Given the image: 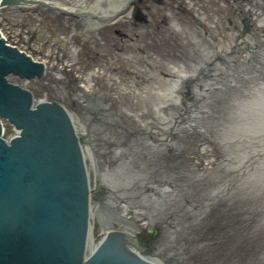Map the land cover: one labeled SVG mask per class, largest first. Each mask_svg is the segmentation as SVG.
Here are the masks:
<instances>
[{"label":"rangeland","instance_id":"1","mask_svg":"<svg viewBox=\"0 0 264 264\" xmlns=\"http://www.w3.org/2000/svg\"><path fill=\"white\" fill-rule=\"evenodd\" d=\"M237 1L238 0H236L235 3L233 2V0H183L185 5H187L185 6L186 8L193 5L196 6L195 2H198L200 7L202 8L201 11H203L205 15H210L212 21L209 23L203 21L204 14H202L200 10H198L200 17L196 18V20H193L189 18L188 15H183L182 13H180V10L177 8L176 4V10L178 11V15L180 16V18H173V15L169 14L170 11L166 13L164 12L165 15H168L167 17L169 18L170 26L169 32L161 34L154 30V25H159V19L161 15H163V13L160 11L161 5L153 4V8L150 11V16L148 18V23H143L141 25L139 24L137 27L127 26L126 28H122V24L128 25L127 21H132L131 15L118 21V27L120 29L122 28L121 32H124L125 34L128 33L125 37H123V39L122 35L113 32L114 25L112 23L105 25H98L95 23L98 26V29L94 30L90 28L92 22L86 17L80 18L78 16L69 15L64 12H56L53 9H46L45 7L38 6V8L36 9L40 13L43 12V14L45 15L44 18H42L41 20L37 13H29L28 21L31 23V26H33L40 20L42 25L44 24L46 27L43 33L49 30L54 34L52 41L50 43L44 44V49L48 53L54 55L56 58L54 61H52L53 65L47 70V72L40 79H35V81H37L41 85L43 98H48V100H55L59 96V94H66L62 86H65V88H70L73 86L72 82L68 80L69 78L73 77L74 75L82 77L84 76V74L86 77H88L89 73L95 72V70L100 68H104L107 70V77L112 76L111 86H115L117 85V78L120 77L124 79V76L117 72L122 71V73L124 74L123 70H129L130 66L142 65L149 72L159 73L161 70H163V67L161 66L162 64H167L171 59H175L180 55L181 57L183 56V58H181L183 60H189L191 58H194L196 60V56H198L200 57L198 62H202L207 59L203 54V44L210 47L215 54V52L218 50L217 47H219L220 44V49L226 52L230 43L235 42V38L237 37L235 35L237 34V31L235 30L234 25L238 28H241V22L239 20L240 16L237 17L231 12L234 6L238 9ZM257 3L258 4L253 3L252 5H250L249 0L239 1L240 6L242 7L241 9H244L245 12H248L251 16L253 15V12L257 14L256 18L255 16H252L251 21L264 36V0H257ZM219 7L223 8L219 9ZM14 12L19 13V11L17 10H15ZM217 15L220 16V21L219 24L216 25ZM229 18L233 21L234 25L228 23ZM201 23H204L203 26L205 28L211 30V37L205 35L204 28L203 26H201ZM227 25L230 27V30L227 31L225 35L226 37H229L230 40H227L225 39V37H223L222 26L225 27ZM170 32L173 33L170 34ZM194 32L197 34L199 39L202 38L201 40H203V43L198 44L199 39L196 35L193 36ZM110 34L113 36L111 37ZM137 34H139L138 37H136ZM150 35H152L153 37H150ZM247 38H250V36H248ZM112 39L114 40V46L110 47ZM119 46L122 47V52L116 49V47ZM139 47L145 49V52L147 54L140 51L138 49ZM131 52L138 56L139 60L134 61V59L128 58L127 54ZM210 53L211 51L208 54L210 55ZM241 55L244 56V59L247 57L246 52H242ZM150 58H156L158 61L160 60V62L154 64L152 60H149ZM72 62H76V65H72V68L69 69L70 66L68 65H70ZM54 67H59L58 70L60 71H54ZM242 68L246 69L247 73H244V76H242L238 82H233V87L224 88L222 92H216L215 90H213L212 92L207 93L208 98H206L207 101L204 103V108L206 106L207 109H210L208 110V112L199 117L200 123L205 125L206 127H211L210 129L213 133L212 135H209L210 143H208L206 146L205 142L204 145L207 149H213V145L215 144V147H217L218 150L217 154L207 156V163L215 162L219 165L217 167L218 171L215 173V175L209 177L212 178V182L219 179L220 177L222 179H226L225 177H229L231 173H229L227 176L224 175L226 173V168H237L236 166L237 163L240 162V159L235 158V156H233V153L235 151L238 153L241 150L239 149L240 145H242V149H244V146L247 145V148L249 149V151H251L250 153L254 155V157L258 155V152H262V149L264 148V129L258 130L256 131V133L255 130H253V132L249 134L253 136L252 139H250L251 141L249 143L246 142L245 135L243 139H237L234 141L236 133L240 130L236 128L237 124L240 122L239 120H242L241 122H248L252 125H254L257 121H259L260 123L264 121V108L260 110L258 109L259 111H261V115H257L254 119L252 114L257 113V108H251V110H248L247 107L250 104H254L256 100H263L264 102V68H262L261 70L252 71V68H254L252 64H249L248 68L242 65ZM163 77V75L159 74L151 82H143L138 79V87H144L142 90L146 89V93L144 94L143 92H139L136 90V85L131 86V82L127 78L126 85L128 83V89L126 91L122 90L121 92H123V94L118 93L117 95L124 101L136 100L138 102V107L136 109L130 107L126 108V105L123 106L121 104V106L119 107V104H117L120 111H122V108L131 113L141 111V106L149 103L153 96L155 97L154 93L149 87L155 86L157 85V83L158 85L163 86ZM229 82L230 81H228V83ZM130 89L131 91H133L134 95L128 94V90ZM136 93L143 94V97L139 98L137 96L139 94ZM102 96H105L103 99H105L106 103H108L109 99L106 98V95ZM135 96H137L136 99H134ZM212 98H216L219 102H222L221 112L216 113L214 112L215 110L211 108L210 103ZM225 99L228 100L227 103L225 102ZM250 99L251 101H249ZM84 110V106L81 105L80 112ZM92 111L94 112L95 110ZM248 114L249 118L252 117L253 120L248 118ZM259 117H261V119H258ZM163 127L165 128V125H163ZM195 137L196 136L191 138V145L186 146V149L195 148L197 142ZM218 137L221 140V144ZM259 144L260 146L256 148V146ZM255 150L258 151L255 152ZM141 153H147L146 148H143ZM131 157L133 159L131 164H133L134 159H136L139 162V165L143 166L141 162L143 160H139V158L134 155H132ZM231 159H237V162L235 163ZM263 159V157H260L258 161L259 163H256L255 171L256 169H259V171L255 173V178H250L248 176L250 173L249 170L245 172L243 171L244 174L238 176V171L237 169H235L236 171H234V173L238 178L234 179L235 181L233 184V188L229 189V193L227 195L222 194L224 198L220 200V206L218 208H215L216 204H214L213 207L215 211H213L210 216L208 215L205 218L201 219L204 226L198 229L195 234H193V236L196 237L195 240L203 244L204 238L206 236L205 234L214 229V220H216L217 216L223 213V215H225V213H228L231 208L235 212H245V214L241 213V216L236 217L232 222L226 223L224 225V227L229 226L231 228L219 231L218 233H216V236H214V238H211L209 240V244H203L202 248L196 252V254L199 256V258L197 259L198 262L196 264H199L200 261H203L204 264H233L234 260L236 264H264V243L259 249L257 248L258 243L264 238V232L262 231V228L264 227V216H252V214L248 212L254 204L253 200H258L255 203L256 207L258 204H260V207L264 210ZM171 160L175 161V157H171ZM160 162L162 164V162L164 161L161 160ZM175 166H180L181 168L186 169L191 173L194 172V175H198L199 178H201L203 176V173H205L201 170L202 168H200V166H198L197 168L191 161L185 160V162H176ZM168 168L170 167H162L161 169L162 171H165ZM120 169L121 168H119L118 170ZM124 169L125 172H128L134 176L141 174L142 171L145 170V168L134 166L132 167L128 166L127 164ZM212 172L214 173V169L212 170ZM170 175L171 171H169L164 175V177H162L161 182L164 183L166 179H172ZM201 188L202 187H199V189ZM204 190L206 189L204 188ZM191 192L195 194V191ZM120 194L126 195V198L130 196V194L128 193ZM243 195L247 196L248 198H243ZM164 196L167 197L166 194H164ZM179 196L180 193H178L173 201L161 208L160 206H155V210L159 211L157 213V216H161L162 213H164L163 211H169L175 208ZM230 205L232 207L230 209H226ZM130 210V215L133 216L134 219L147 223L146 215L144 214L143 210L133 208H131ZM204 213L205 211L203 210L201 213L197 214V216L201 217L204 215ZM261 213L262 212L260 211L259 214ZM196 219H198V217ZM244 219L249 222L247 223ZM179 220L180 218L177 216L176 221L179 222ZM243 221V229H239L240 227L237 229V226H240ZM221 224H223V222L216 225L215 227ZM163 230L165 229L164 225L162 224V226L159 228L160 236L157 239V245L164 236V233H162ZM143 231V233L148 234L150 229L148 227H145ZM229 234L231 235L229 236ZM97 237H99L98 234ZM219 240H221V245L218 242ZM242 240L248 242L246 250L243 252H237V254L235 255L236 246L238 242ZM217 244L219 246H224V249L222 247L216 249V246L218 247Z\"/></svg>","mask_w":264,"mask_h":264},{"label":"bare ground","instance_id":"2","mask_svg":"<svg viewBox=\"0 0 264 264\" xmlns=\"http://www.w3.org/2000/svg\"><path fill=\"white\" fill-rule=\"evenodd\" d=\"M124 1L126 0H52L50 2H54L55 5L58 6L61 5L63 9H66L67 7L68 10L80 9V7L84 8L86 6L94 8L97 13L96 19L98 21L95 22L94 20L91 23L90 28L97 30L98 26L96 24L100 25L107 22L105 19L106 17H104L105 14L102 13H107V9L111 7V5L116 3L122 4ZM70 4L73 6H70ZM195 35L197 36L194 32L193 36ZM248 36H250V38H247ZM223 37L230 40L229 37ZM242 37L243 39L241 41V37H238V42L230 43L232 45L228 46L226 52L220 49L221 44L217 47L218 50L215 53H218L223 57L224 63L217 62L214 59V51L203 44V54L207 59L202 62H198L200 57L196 56L197 61L194 58L189 60L175 58L171 59L167 64H160L163 67L162 72L165 77L163 78L164 85L161 86L157 83V85L151 87L155 97L153 96L149 103L141 106V111L131 113L126 111V109L122 108V111H120L118 107L116 108L117 104H122L123 106L126 105V108L130 107L136 109L138 107V102L136 100L124 101L121 98H112L111 103L106 106L102 102L98 103L97 101L99 98H96V111L88 114L81 113V122L84 131L90 138L91 142L89 146L92 152L94 179L100 180L108 186V190L106 191L108 194L103 195L104 203L102 204L100 201L95 202V249L99 248L102 242L107 240L112 234H116L120 237L117 239L118 241L123 236H126L137 240L146 248V243L142 238V233L144 232L142 231L144 229L143 223L141 224L137 221H134L135 223H129L125 222L123 219V217L126 216V213L127 215L131 214L129 213V210L126 209L129 206L133 209H141L143 212L146 210L145 213L149 218L152 221H154V219L157 221V216L155 215H157L156 213L159 211L155 210V206H160L161 208L164 205L169 204L176 198L178 193H180V190H195L200 194L199 199L204 201V204L215 203L213 198L215 193L219 191L218 189L220 186L211 184L213 190L210 192L209 189L207 190L206 188V190H204L203 187L200 191L198 190L201 179L204 178L205 180L208 178V176L211 175V171L203 173V176L199 178L198 175H194V172L191 173L180 166H174L167 171V173L171 171L170 177H172V179H166L165 182L162 183V177L160 174L163 171L160 169L163 167V164H173L170 160L172 151H174L175 155H177L176 153H179L178 159H180L183 152L186 151L183 148L191 145L190 142L193 135L197 136L199 132L206 135L213 134L210 129L211 127L209 128L200 124L198 120L199 115L206 113L200 112L199 110L207 109L206 106L204 108V105H202V102L199 99V96H203V93L206 92H201L198 84L213 86L220 92H222L224 88L233 87L232 82H238L239 79L244 76V73H247L246 69H242V66L232 65V60L237 56L239 57L238 60L241 63L240 65H244L248 68L249 64H252L254 67L252 68L253 71L264 68V36L258 31L257 27H253L249 30V33H246ZM201 39L202 38L199 39L198 44L203 43V40ZM245 42H248L249 44L246 52L249 58L251 57L250 60L247 59V57L244 59V56L239 53L237 55L235 53L236 49L235 51L233 50L236 45H240L241 43H243L241 44V48L246 46L244 44ZM230 49H232V51H230ZM210 51L211 53L209 55L208 53ZM252 58H254V60ZM157 75L158 73L149 72L145 67H141L137 73L130 74V79L135 81L136 78H143L142 81L146 82L147 79H151ZM105 81L107 84L101 85L103 88L106 87L105 85L111 84V79H106ZM228 81L230 82L228 83ZM109 89L110 88L107 87L106 90ZM138 97L141 98L143 96L139 95ZM92 99L95 100V98ZM249 101H251V99ZM221 103L222 102H219L218 99L212 98L210 105L211 108L214 109L219 105L221 106ZM110 107L114 109L111 110ZM247 107L248 110H251V108H257V113L252 114L255 119L257 115H261V111L259 110L264 108V102L263 100H256L254 104H250ZM130 115L133 116V118H131ZM249 119L253 120L252 117ZM258 119H261V117ZM239 121L240 122L237 124L236 128L240 130L236 133L234 141L237 139H243L245 135L246 142L249 143L251 141L250 139L253 137L249 134L252 133L253 130H255L256 133V131L264 129V121L261 123L257 121L254 125L248 122H241L242 120ZM87 123L89 124L87 125ZM163 125H165V128ZM170 126H172V129L167 131ZM181 133H183V135H181ZM218 139L221 144L219 137ZM140 144H143V148H146L148 155L146 153L133 151L132 148L134 147L142 148ZM260 144L257 145L256 148L259 147ZM105 145L108 146L106 151H104L106 148ZM213 146L214 148L209 150L215 154V144ZM110 147H114L115 149L109 151L108 149H110ZM244 147L245 148L242 149V145H240L239 149L241 150L238 153L235 151L233 156L240 159L237 166L245 171L249 170L250 173L248 176L250 178H255V173L259 171V169H256L255 171L256 163H259L258 161L260 157L264 158V148L262 149V152H258V155L256 154L257 156L254 157V155L250 153L251 151L247 148V145ZM203 150L206 149L203 148ZM257 151L258 150H255V152ZM119 154L121 155L118 157ZM132 155L142 159L146 167V170L136 176L125 172L124 169L126 166L125 161L133 160L131 157ZM123 159L125 161H123ZM160 160H163L164 162L161 164ZM232 161L236 163L237 159ZM212 163L214 162H210L209 164ZM121 164L123 165L122 167L119 166ZM118 168L121 169L117 170ZM217 171L218 170H215V172ZM223 183L233 188V184L229 185L224 181ZM148 189L152 190V192L150 191L147 193ZM118 190L130 193L134 201H132L129 206L127 203L124 204L123 208H115V206H113L114 204L111 194H117L119 192ZM214 191L215 193L213 195ZM164 194H166L167 197H165ZM242 197L248 198L245 195ZM257 201L258 200H253L254 204L248 212L251 213L252 216H264V210L260 207V204H258L257 207L255 205ZM231 207L232 206L230 205L226 209H230ZM204 210L205 213L201 217L195 216V218L191 217L189 219L179 220L176 227L170 228L169 231L164 234L158 245L154 244L153 248L148 251L175 260L180 264H196L198 262L197 259L199 258L196 252L202 248L203 244H209V240L214 238L219 231L231 228L229 226L224 227L226 223L232 222L236 217L241 216V213L245 214V212H235L231 208L228 213H225V215H223V213L217 216L216 220H214V229L205 234L204 242L201 244L199 241L195 240L196 237H194L193 234L204 226L201 219L208 215L210 216L213 211H215L214 208H212V205L209 207L207 206ZM260 211L262 212L261 214H259ZM197 217L198 219H196ZM244 220L247 223L249 222L246 219ZM222 222L223 224L215 227ZM243 224L244 221L240 226H237V229L239 227V229H243ZM262 231L264 232V227L262 228ZM97 234L99 237H97ZM230 235L231 234H229V236ZM218 242L220 244L221 240ZM263 243L264 238L258 243L257 248L259 249ZM247 245L248 242L244 240L238 242L235 255L237 252L245 251ZM220 247L224 249V246L219 245L218 247L216 246V249ZM199 264H204V262L200 261ZM233 264H236L235 260L233 261Z\"/></svg>","mask_w":264,"mask_h":264},{"label":"water","instance_id":"3","mask_svg":"<svg viewBox=\"0 0 264 264\" xmlns=\"http://www.w3.org/2000/svg\"><path fill=\"white\" fill-rule=\"evenodd\" d=\"M16 1L0 0V5ZM41 72L39 63L0 34V117L18 132L7 140L0 121V264H180L145 250L135 239L118 241L116 234L94 248L90 146L81 147L62 106L34 101L30 90L43 98L40 83L27 81L30 89L9 80ZM55 100L74 112L67 94ZM79 110L74 121L85 132Z\"/></svg>","mask_w":264,"mask_h":264},{"label":"flooded vegetation","instance_id":"4","mask_svg":"<svg viewBox=\"0 0 264 264\" xmlns=\"http://www.w3.org/2000/svg\"><path fill=\"white\" fill-rule=\"evenodd\" d=\"M110 109L112 110V109H114V108H112V107H110ZM114 111V110H113ZM106 146V145H105ZM142 148H138V147H134V148H132L133 149V151H136V152H141L142 150H143V145H140ZM107 148H108V146H106V148H105V150L104 151H106L107 150ZM109 150V149H108ZM172 154V153H171ZM174 155L172 154V156L171 157H173ZM171 157H170V160H171ZM182 158H180V159H178V157H175V161L174 160H171L172 161V163L173 164H163L162 166H163V168H167V167H170V168H168L167 170H165V171H163L164 172V174H163V172L160 174L161 175V177H164V175L165 174H167V171L169 170V169H171V166L172 167H174L175 165H176V162H182ZM123 161H125L124 159H123ZM161 161V160H160ZM131 162H132V160H130V161H125V163L128 165V166H134V167H138V164H137V160L136 159H134V162H133V164H131ZM120 166V165H119ZM139 167H142V168H145V170H146V167H143L142 165H139ZM162 168V167H161ZM119 169V168H118ZM117 169V170H118ZM160 170H162V169H160ZM159 173H160V171H159ZM162 174H163V176H162ZM96 196L97 197H99V196H101V191H98L97 193H96ZM143 235H142V238L144 239V241H145V243H146V249H152L153 248V245L155 244H157L156 242L158 241L157 240V238H158V235H151V234H145V233H142Z\"/></svg>","mask_w":264,"mask_h":264}]
</instances>
